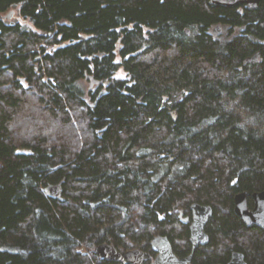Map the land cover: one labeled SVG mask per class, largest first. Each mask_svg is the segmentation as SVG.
Wrapping results in <instances>:
<instances>
[{"label":"trees","instance_id":"16d2710c","mask_svg":"<svg viewBox=\"0 0 264 264\" xmlns=\"http://www.w3.org/2000/svg\"><path fill=\"white\" fill-rule=\"evenodd\" d=\"M11 9L24 21L0 19V264H128L102 260L103 242L150 264L159 234L185 253L179 213L195 202L214 210L200 264L221 245L264 264V230L234 206L264 190V0H0Z\"/></svg>","mask_w":264,"mask_h":264},{"label":"water","instance_id":"95a60500","mask_svg":"<svg viewBox=\"0 0 264 264\" xmlns=\"http://www.w3.org/2000/svg\"><path fill=\"white\" fill-rule=\"evenodd\" d=\"M262 0H209V3L216 6L234 7L246 5L250 10L259 8ZM14 11L11 10L5 17L11 18ZM222 31V26L218 25L214 28V32ZM2 42L0 41V46ZM260 54L255 53L247 59V62H255L259 59ZM91 86L94 82L91 81ZM61 193V187L54 185L50 188L52 196H58ZM248 192L243 191L236 194L234 198L235 213L244 221L245 224L258 226L264 229V190L256 191L252 194L253 208L248 204ZM192 219L190 216L184 217L183 212L179 213L180 219L184 224H190V239L193 245L192 253L187 257H179L173 248V245L165 235H156L151 240V246L157 253V256L151 264H192L191 259L199 245L208 242V234L206 225L213 215V207L208 204L195 202L191 206ZM96 254L102 260L116 261L128 264H145L146 252L140 248L128 249L121 252L115 245L107 242L98 244L95 247ZM229 264H248L245 255L242 252L234 253L233 259Z\"/></svg>","mask_w":264,"mask_h":264},{"label":"flooded vegetation","instance_id":"af4514ba","mask_svg":"<svg viewBox=\"0 0 264 264\" xmlns=\"http://www.w3.org/2000/svg\"><path fill=\"white\" fill-rule=\"evenodd\" d=\"M13 11H14V14H13V16L11 17V18H7V17H5L6 15H3V14H1V19H4V20H7V21H14V20H19V21H24V19H22V17L18 14V11H16V9H13ZM15 14H17V16H15ZM15 16V18L14 19H12L13 17ZM12 19V20H11ZM238 194V193H237ZM253 194V193H252ZM252 194L250 195L249 193H248V196H247V199H248V204H249V197L251 196V198H252V200H253V197H252ZM236 196V195H235ZM235 198V197H234ZM253 205H254V202H253ZM253 205L251 206L250 204H249V207L250 208H253ZM234 206H235V204H234ZM213 214H214V210H213ZM183 215H184V217H186V216H190V218L192 219V215H193V213H192V210H191V214L190 215H186V214H184V212H183ZM180 217V216H179ZM212 217H213V215H212ZM211 217V218H212ZM211 218L209 219V221H208V223H207V225H206V232H207V234H208V242L206 243V244H202V245H199L198 246V248H200L201 246H204V247H207L206 248V253L208 252V255H210L209 253L212 251V249H214L213 248V246H211L210 244H211V233H209V230H208V226L210 225V221H211ZM184 224V223H183ZM185 225H188V226H190V224H185ZM264 230V229H263ZM189 231H190V229H189ZM189 241H190V250L188 251V252H185V253H178L176 250H175V248H174V246H173V248H174V251H175V253L179 256V257H187V256H189L191 253H192V251H193V245H192V243H191V239L189 238ZM172 243V242H171ZM173 245V244H172ZM211 246V247H210ZM197 248V249H198ZM197 249L195 250V252H194V254H193V256H192V259H191V263L192 264H200V262H199V260H197V256L198 255H196V251H197ZM223 249H224V245H221L219 248H217V254H219L220 256H219V258H215V259H211L210 260V262L208 263V264H229L231 261H232V259H233V255H234V253H239L240 251H239V249H235V248H231V250L229 251V253L227 252V250H226V253L223 251ZM152 250H153V248H152ZM154 251V250H153ZM146 252V251H145ZM154 253H155V255H154V257H153V259H152V261L150 262V264L153 262V260L155 259V257L157 256V253L154 251ZM212 253V252H211ZM213 254V253H212ZM207 255V256H208ZM146 258H147V252H146ZM146 258H145V261H146ZM245 259H246V257H245ZM247 261V260H246ZM146 263V262H145ZM248 263V262H247Z\"/></svg>","mask_w":264,"mask_h":264},{"label":"rangeland","instance_id":"374dc122","mask_svg":"<svg viewBox=\"0 0 264 264\" xmlns=\"http://www.w3.org/2000/svg\"><path fill=\"white\" fill-rule=\"evenodd\" d=\"M11 10H13V9H11ZM11 10H8V11L5 12L3 15H7ZM15 16H17V14H15ZM15 16H14L12 19H14ZM0 19H1V14H0ZM12 19H11V20H12ZM117 76H119V77H125V76H126V73H125L124 71H119V72L117 73ZM86 85L88 86V81H86ZM93 88H96V85H93Z\"/></svg>","mask_w":264,"mask_h":264}]
</instances>
